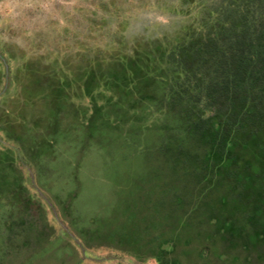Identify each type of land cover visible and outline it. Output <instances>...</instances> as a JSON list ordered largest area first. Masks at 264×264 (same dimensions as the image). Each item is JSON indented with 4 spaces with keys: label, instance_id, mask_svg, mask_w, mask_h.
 <instances>
[{
    "label": "rangeland",
    "instance_id": "374dc122",
    "mask_svg": "<svg viewBox=\"0 0 264 264\" xmlns=\"http://www.w3.org/2000/svg\"><path fill=\"white\" fill-rule=\"evenodd\" d=\"M211 9L0 0V264H264L261 197H246L264 177L240 196L202 178L176 149L192 135L175 103L121 69L203 37Z\"/></svg>",
    "mask_w": 264,
    "mask_h": 264
},
{
    "label": "trees",
    "instance_id": "16d2710c",
    "mask_svg": "<svg viewBox=\"0 0 264 264\" xmlns=\"http://www.w3.org/2000/svg\"><path fill=\"white\" fill-rule=\"evenodd\" d=\"M211 5L214 23L203 37L192 36L168 52L152 46L121 69L134 91L149 84L150 100L165 92L185 118L182 129L192 135L176 149L191 155L193 164L208 165L201 177L218 180L225 195L240 196L238 186L254 187L264 177V0ZM256 196L261 200L252 209L260 214L264 191L255 188L246 197Z\"/></svg>",
    "mask_w": 264,
    "mask_h": 264
}]
</instances>
